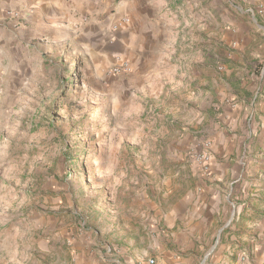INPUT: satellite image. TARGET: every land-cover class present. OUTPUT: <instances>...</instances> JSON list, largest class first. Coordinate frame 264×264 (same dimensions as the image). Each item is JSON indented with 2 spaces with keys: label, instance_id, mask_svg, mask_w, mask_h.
<instances>
[{
  "label": "rangeland",
  "instance_id": "rangeland-1",
  "mask_svg": "<svg viewBox=\"0 0 264 264\" xmlns=\"http://www.w3.org/2000/svg\"><path fill=\"white\" fill-rule=\"evenodd\" d=\"M204 9L218 13L230 30L238 29L233 21L238 17L254 18L264 27V0H206ZM252 29L258 35L252 44L261 47L260 61L245 63L246 70L234 62L228 67L244 77L245 85H221L213 93L198 87L199 109L193 111L174 102L171 86L158 96L150 87L136 89L125 77L111 78L81 62L79 53L67 47L51 57L33 76L28 99L17 105L23 110L15 112L11 124L14 149L22 148L28 157L27 165L14 171L22 169L29 178L28 213L58 217L60 237L53 243L52 232L38 231L39 245L46 246L36 253L28 248V238L9 239L0 250V264H141L150 259L157 264L168 251L181 253L187 248L181 243L153 245L157 235H167L159 221L155 230L154 222H163L174 204L166 193L185 192L183 159L211 141L210 164L212 141L220 134L232 136L235 144L220 153L218 163L230 164L232 186L246 181L252 195L244 219L229 215L222 232V225L216 229L212 254L193 264H225L214 262L213 256L226 238V262L264 264V31ZM237 106L238 125L233 113ZM194 114L203 119L200 144L181 143ZM26 128L27 141H20L19 131L24 138ZM199 184L205 186L203 180Z\"/></svg>",
  "mask_w": 264,
  "mask_h": 264
},
{
  "label": "crops",
  "instance_id": "crops-1",
  "mask_svg": "<svg viewBox=\"0 0 264 264\" xmlns=\"http://www.w3.org/2000/svg\"><path fill=\"white\" fill-rule=\"evenodd\" d=\"M204 2L206 0H0V250L7 240L22 237L28 238V248L33 253L38 247L44 250L46 245H39L37 240L40 230L52 232L53 243L60 237L58 217L46 218L37 211L28 213L29 178L22 169L14 174L15 167L27 165L28 157L22 148L14 149L12 118L17 116L16 111L22 112L21 104L18 108L17 105L28 99L35 73L44 70L46 62L62 54L66 47L72 53H79L81 62L93 64L97 71L105 74L116 62L126 59L131 72L120 76L125 77L124 82L136 89L150 87L157 96L171 86L176 104L191 111L199 109L198 87L207 86L213 93L217 91H213L214 87L221 85H245L244 77L228 67L238 63L246 70L245 63L253 66L260 61L261 47L252 44L258 36L252 28L264 31L256 19L246 20L245 17L233 20L238 29L224 28L218 13L205 11ZM212 3L209 5L213 7L215 2ZM124 18L129 22L115 28ZM232 47H238L239 51L230 50ZM208 98L212 101L213 94ZM239 108L233 111L234 117L237 116L236 125L242 124ZM194 116L181 143L200 144L197 136L203 119L199 121L198 115ZM19 132V140L27 141L28 129L24 138L22 131ZM212 142L215 148L209 173L205 174L193 160L185 158V192L171 190L165 194L171 195L174 204L163 222L162 218L155 220L153 228L157 229L159 221L158 226L165 229L167 235L165 238L157 235L153 245L162 246L165 240L170 247L181 243L187 248L179 254L176 250L166 252L163 262L158 260L157 264H193L205 260L215 249L213 240L218 225H222L218 232L221 233L230 223L229 215L242 214L244 219L248 212L251 185L245 181L242 186L233 187L235 175L229 174L233 172L230 164L218 163L220 153L233 150L235 141L232 136L220 134ZM202 180L205 186L201 187ZM148 240L151 243L150 238ZM223 242L213 260L229 264L226 260L230 256L227 253L230 243L226 249L227 238Z\"/></svg>",
  "mask_w": 264,
  "mask_h": 264
},
{
  "label": "built area",
  "instance_id": "built-area-1",
  "mask_svg": "<svg viewBox=\"0 0 264 264\" xmlns=\"http://www.w3.org/2000/svg\"><path fill=\"white\" fill-rule=\"evenodd\" d=\"M129 19L124 18L120 20L118 24L115 25V28H118L119 26H122L125 23H128ZM131 72V65L130 62L126 59L119 60L116 62L108 71L107 74L111 77H120V76H126L130 74ZM212 143L211 141L205 143L202 145V149L199 151H191L188 154V157L190 160H193L194 163L205 173H209V153L211 150ZM147 264H156L154 259L148 260Z\"/></svg>",
  "mask_w": 264,
  "mask_h": 264
}]
</instances>
